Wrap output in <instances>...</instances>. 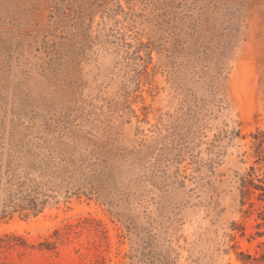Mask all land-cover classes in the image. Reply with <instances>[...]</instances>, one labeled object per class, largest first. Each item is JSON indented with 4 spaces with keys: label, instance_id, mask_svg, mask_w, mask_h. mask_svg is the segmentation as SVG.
Wrapping results in <instances>:
<instances>
[{
    "label": "rangeland",
    "instance_id": "374dc122",
    "mask_svg": "<svg viewBox=\"0 0 264 264\" xmlns=\"http://www.w3.org/2000/svg\"><path fill=\"white\" fill-rule=\"evenodd\" d=\"M0 264H264V0H0Z\"/></svg>",
    "mask_w": 264,
    "mask_h": 264
}]
</instances>
